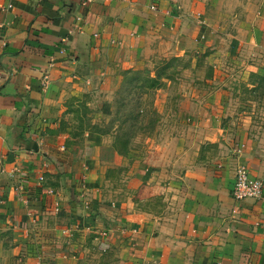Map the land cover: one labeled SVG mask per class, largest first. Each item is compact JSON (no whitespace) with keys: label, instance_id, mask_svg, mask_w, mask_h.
Masks as SVG:
<instances>
[{"label":"crops","instance_id":"obj_1","mask_svg":"<svg viewBox=\"0 0 264 264\" xmlns=\"http://www.w3.org/2000/svg\"><path fill=\"white\" fill-rule=\"evenodd\" d=\"M151 42L201 67L182 134L141 169L156 207L105 187L111 145L79 111ZM262 73L264 0H0V264H264V111L236 122L223 87ZM240 164L260 198L232 196Z\"/></svg>","mask_w":264,"mask_h":264},{"label":"rangeland","instance_id":"obj_2","mask_svg":"<svg viewBox=\"0 0 264 264\" xmlns=\"http://www.w3.org/2000/svg\"><path fill=\"white\" fill-rule=\"evenodd\" d=\"M169 44L170 48L158 42H151L148 49L146 46L147 50L142 52L144 67L129 74L124 86L117 87L108 99L99 98L102 93L90 99L79 97V111L87 121L96 120L95 125L90 124L92 131L105 135L103 143L111 145L113 159L101 163V173L106 175L103 184L108 190H116L118 194L123 191L119 203L132 198L135 204L145 194L157 206L159 199L154 198L152 186L141 178V169L148 165L154 145H162L163 149L182 134L187 100L201 88L198 73L201 67L196 66L200 59L195 61L197 58L191 53L196 50ZM223 87L230 93L228 101L233 118L251 112H257V116L252 115L257 121L263 117L260 111H264V73L250 75L245 83L224 82ZM100 89L97 87L95 91L100 93ZM87 102L95 104L96 114Z\"/></svg>","mask_w":264,"mask_h":264},{"label":"built area","instance_id":"obj_3","mask_svg":"<svg viewBox=\"0 0 264 264\" xmlns=\"http://www.w3.org/2000/svg\"><path fill=\"white\" fill-rule=\"evenodd\" d=\"M263 192L262 181L249 175L246 165L240 164L235 170V179L232 188V196L236 200L246 198H260Z\"/></svg>","mask_w":264,"mask_h":264}]
</instances>
